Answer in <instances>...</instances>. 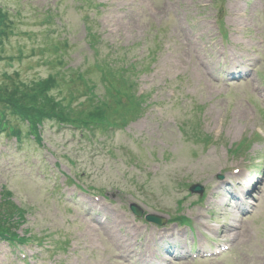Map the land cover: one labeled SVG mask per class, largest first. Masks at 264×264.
I'll use <instances>...</instances> for the list:
<instances>
[{
    "label": "rangeland",
    "instance_id": "1",
    "mask_svg": "<svg viewBox=\"0 0 264 264\" xmlns=\"http://www.w3.org/2000/svg\"><path fill=\"white\" fill-rule=\"evenodd\" d=\"M91 1L0 0L12 21L0 38V87L24 83L32 99L51 79L55 109L75 116L64 97L84 88V72L97 78L98 46L138 61V90L149 94L137 119L128 71L102 99L111 122L86 119L85 138L51 117L39 143L28 122L8 117L23 139L0 131V216L15 202L20 234L42 244L0 241V264H264V0ZM253 184L248 213L232 194L246 198ZM129 202L167 227L135 218ZM177 213L191 231L168 225ZM171 246L174 257H162Z\"/></svg>",
    "mask_w": 264,
    "mask_h": 264
},
{
    "label": "trees",
    "instance_id": "2",
    "mask_svg": "<svg viewBox=\"0 0 264 264\" xmlns=\"http://www.w3.org/2000/svg\"><path fill=\"white\" fill-rule=\"evenodd\" d=\"M12 21L10 20L9 14L6 10L2 8L0 5V38L3 39L7 36L10 30V24ZM103 70L104 63L100 61L98 63V68ZM52 78V77H51ZM11 81V80H10ZM13 87L10 89L7 85H2L0 87V130L4 132L7 131L10 134H15L19 136L22 133L20 127L11 126L9 124L8 117H15L22 121L28 122L30 127V131L32 133L39 132V126L44 120L48 118L55 117L57 120H69L73 123L76 128H79L78 125H85V123H89L86 119L91 120L94 118H100L103 120L107 117V114L101 115L102 109L106 106L105 103H102V97L98 93H94L92 91L89 93L88 89H84L83 87L80 88L78 92H71L68 96L64 98H68L71 95L72 99L74 100L76 105V110L72 113L76 114L72 116L70 114L65 115L63 112L58 111L55 109V106L59 107V103L57 98H53L49 96L46 91L52 82L51 79H47L46 81L41 83V87H43L42 97H35L30 99L28 96V89L27 91L24 90L28 87L26 84L16 83L11 81ZM110 85H117L120 84L119 80L111 79L109 80ZM36 84V83H35ZM98 83L92 87H97ZM112 90V87H109V91ZM78 96V97H76ZM59 98V97H58ZM76 100V101H75ZM50 105V108H49ZM54 108V109H52ZM80 112L82 115L84 113L87 115L84 119L79 117L77 114ZM100 116V117H99ZM86 127V126H85Z\"/></svg>",
    "mask_w": 264,
    "mask_h": 264
},
{
    "label": "water",
    "instance_id": "3",
    "mask_svg": "<svg viewBox=\"0 0 264 264\" xmlns=\"http://www.w3.org/2000/svg\"><path fill=\"white\" fill-rule=\"evenodd\" d=\"M135 210V209H134Z\"/></svg>",
    "mask_w": 264,
    "mask_h": 264
}]
</instances>
